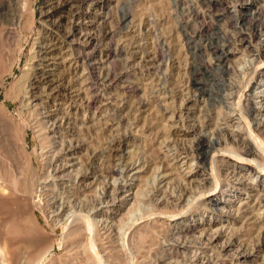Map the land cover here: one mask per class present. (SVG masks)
I'll return each instance as SVG.
<instances>
[{"label": "rangeland", "instance_id": "obj_1", "mask_svg": "<svg viewBox=\"0 0 264 264\" xmlns=\"http://www.w3.org/2000/svg\"><path fill=\"white\" fill-rule=\"evenodd\" d=\"M62 1L63 0H27V3L31 9L25 13L24 20H30L33 22L32 23L29 21L33 25H31L33 31L35 30L36 33H28V41L25 44V51L21 58L20 67L15 66L14 69L17 74H20L21 70L33 61L31 60V62H28L29 60H27L29 58L30 52L33 53V51L42 49V56H45V59L43 60L42 64H39V67H42L45 70L49 71V73H51L48 78H59L58 80H55L53 82L54 84L56 83L55 85L58 87L57 88L55 86V89H57L58 91L54 95L43 94L44 96L42 95V99L40 98L32 102V104L38 103L37 108L39 107L40 109V114L38 115V117L41 118L43 124L47 127L45 128V134L48 136V139L51 138V145L49 146V144H47L45 148H41L39 146V143L37 142L39 141L40 136L35 137L36 139L33 137V133L35 132L34 130H36L37 128H34V130L29 129L27 135L29 151L34 150L35 152L41 151L42 153H45V155H43L39 159L34 158V166L38 169V175L36 177L38 179V196H36L35 199L42 198L40 199L41 201L39 200L40 204L42 205V203H44V209L47 208L45 211L49 210L46 213L47 217L49 216V222H53L52 224L57 228L55 234H58V237L60 238L63 235L61 223L63 221H68L73 224V221L77 217V215L83 213L84 215L87 214V216H89L94 221L96 220V229L99 230L100 233H102L104 236L108 235L109 239L112 238V242L114 241L113 245H115L116 247L118 246L119 251L122 252L120 254L123 255L122 257H120L121 262L117 261V263H115L108 258L110 256H108L107 254V249H101L100 251L102 253L100 251L98 252L100 264H264V246H255L256 248H252L254 245L258 244L259 241H257L256 244L253 243L254 241H250L251 243L249 244L246 241L248 237V235L246 234H241L240 238H228L230 237V234L234 231V229L236 230L238 228H241L244 231V229L249 227L247 219L250 216L251 211L253 213L256 212L255 214H258L259 217L264 215V208L261 205L257 204V200L254 197V194L257 191V179L255 178V176L252 175V173L247 172L246 168H243L242 163H238L236 162V160H234L235 155L228 154L224 157V161L221 160L217 163L219 174L222 175H219L220 182L218 184H212V181H210L211 176L210 173H208V170H202L201 167H195V162L192 160H183V157L186 155L184 152L179 154L181 151H185V148H190V145L194 140L193 137L195 138L196 135H203L204 137L206 136V139L208 138L209 140L214 139L218 135L219 139H222V145H228V148H235V146H239V144L243 145L244 139L251 140V138L245 133L246 128L244 125L247 122H250L251 125L259 131V134L264 135V63L262 65V62L264 61V46L262 48V43L260 45V41L264 38V36H262L260 40H257V38H255V41H253L257 42L256 44H258L259 46V54H256L257 52H249V50L254 48V46L252 44H249L247 41L236 40L233 42V44L229 45L228 48L230 49L231 54L225 61V64H227L226 66L230 68V72L223 76L226 79V83L228 84V86L223 88V95L221 93V97L223 98L219 99L220 101L218 100L210 102V100H208L206 97L201 96L197 94V92L190 90L189 87H186L188 86L186 80L188 78L189 71L192 70L191 67L193 66L197 65L198 67V70L196 72L197 77H199L202 81H206L208 84L211 83V77H215V75H217L218 73L217 61L214 57H212V50L208 48L209 45L206 39L207 34L213 32L212 27L214 26V21L213 18L208 14L209 12L206 10V7L202 4L201 0H86V2L83 3L82 8L79 10V14L74 18H71L70 16L71 8L70 6L68 7V5H70L67 4L68 0H64L63 3ZM65 1L67 2L65 3ZM225 2H227L226 4L228 5L232 3L231 5L233 6V2H231V0H226ZM86 3L88 4V7H86ZM52 4L54 6L56 5L55 7L57 8H53ZM124 14H126L125 20L127 24L125 23V20H122ZM134 17L137 21L134 19ZM97 20L99 24L97 23ZM70 21H73V23H70ZM181 23L187 25V28ZM71 24H73V31L71 33V36L69 37V41H64L62 37V34L64 32L63 28L68 29L69 25ZM124 25H126V27ZM189 27L192 28L190 29ZM113 28L115 29V31ZM223 28L226 29L225 26H223ZM0 29L3 31L2 26ZM228 30H231V28L226 29V31ZM110 31H113L114 33L112 34L111 32L110 34H108ZM185 31L186 33L188 32V35L190 34L189 36L193 35L196 40L198 39V42L200 41L202 44H206L207 52L205 51L204 55L208 59L205 56H202V58H198L192 55V50H189L186 46V39L184 34ZM88 33L97 36L99 34L98 39L90 46L88 44H85L84 42V37ZM0 34H2L0 35V41L3 43L5 41L4 39H6L7 37L4 32ZM3 36H5L6 38H4ZM9 39L10 38H8L6 41H8ZM51 39L56 44L55 47H59L60 54L59 52H57L58 50L56 51L55 49H51L52 47H49L47 49L40 48L39 45L45 44ZM6 41L3 43L7 44L6 47H8L6 57L10 58V54L13 55V52H15L13 49L14 43L10 42V40L8 41L10 43ZM32 42H35V44L32 50L29 51L28 49L30 48ZM108 45L111 48H109V55L106 54L108 52ZM117 45L118 47L122 46L125 48H123L124 50L121 51V54L116 51ZM159 47L163 49H160ZM166 47L168 48L167 50ZM11 49L13 52H11ZM86 49H89L91 50L90 52H92L89 59L86 60V64L89 63L90 65L92 64L91 66L94 65L91 70L86 68L85 63H83L82 61H78L77 59L81 55L80 50ZM164 50H166L168 54ZM253 50H255V48ZM178 52H180V55ZM170 56H172L171 59ZM122 59L123 61H120ZM107 61H109L110 63ZM112 62L114 63L112 64ZM200 62L205 63L201 64ZM242 62L245 64H243ZM112 68L114 70V73H117H115L116 75H114L112 70V74L114 75L113 80L108 81L109 83H104L106 81H103L102 78L100 84L97 85L95 83L96 80L94 79V74L97 72L95 76L98 73L100 76H102L107 70H111ZM57 69H60L59 71L61 72H59ZM78 71L80 74L78 73ZM178 71L179 73H177ZM89 72H91L90 76ZM126 75L128 76V79H126ZM5 78L7 79L6 87L8 88V85H10L9 82H12L14 80L15 75H5ZM84 78L85 82H83L82 80ZM208 78L210 80H208ZM87 83H89V86H91V91L98 94V100L96 102V104H98L97 106L96 104H94V107H86L85 103L83 102V93L85 91L83 90V87H88ZM103 84L106 85L104 86ZM129 84H131V86ZM77 86L83 87L79 88L78 91ZM10 87H12L11 90L13 91V86L10 85ZM4 91L5 88L0 87L1 97H3ZM116 96L117 98H115ZM247 96H249V103L252 104L253 107H255V110L248 111L246 109ZM137 100L141 102L140 106L138 105ZM135 101H137V104L135 105L136 107L139 106V110H135ZM158 102L160 103L157 105ZM6 103L11 110L15 109L14 106L16 105V102L7 101ZM161 103H164L166 105L168 104V107H166V105L164 106V104ZM32 104H29L28 107H31ZM160 113H163V118H160V121L164 127L162 125L161 126L167 131L174 130V134L169 133V138L166 135L165 137L167 138H163L161 137V135H156L154 133V130L151 132L152 129L150 130L143 126L144 120L147 122H150L151 120L154 121L153 118L160 115ZM162 115L160 116L162 117ZM166 116L168 120L166 119ZM147 118L148 120L151 118L152 119L148 121L146 120ZM105 119H107V124L103 125V127H105L102 129V131L104 130V133L106 134L101 133L100 135L94 129L96 128L95 123L103 121ZM90 127H93V129H91ZM98 135L100 137L104 135V138H100ZM221 136H224V138H222ZM119 137L123 139L121 152L124 155V158L115 160V163L112 162V165L115 164L117 166L115 167L120 172V175L116 174L113 177L108 178V176L103 173L104 167H102L106 164V156L104 155L105 153H97V155L92 157V155H90L91 152H89L88 150L92 149L91 147H93V149L90 151L94 150L98 152L105 146L107 139L109 140ZM147 137L152 140L147 142L153 143L154 147L157 146L155 148H158L160 150H158L160 155L165 154L166 158H172L176 154H179L177 155L179 156L178 158L174 157V159L169 160V162H171L169 166L173 165V171H166L164 167H159L157 170V167H152L155 166L156 163L154 162L153 165L151 162L152 160H148L150 158H148L149 156L147 155V142L145 141L149 140L147 139ZM91 140L93 143L90 142ZM101 141L103 142L101 143ZM97 145H99L100 148L97 147ZM63 147L65 148L63 151L56 153V151L58 150L57 148ZM38 148L40 150H38ZM54 150L56 151L54 152ZM87 156L88 158H86ZM40 159H47V162L49 161L48 163L51 167H41L40 165L43 161ZM189 165H191L192 168H189ZM82 167L86 170L83 171ZM151 167L152 169L147 172V170ZM79 168L80 170H78ZM257 168L259 167L257 166ZM46 170L49 171L47 172ZM46 173L48 175H46ZM177 173L178 175H176ZM60 174L62 176H60ZM137 175L140 176L138 177ZM255 175H258L259 177V173H256ZM173 176L175 178L177 176L179 180H176L177 178L175 179ZM168 178L169 182L168 184H166ZM173 179L177 181L176 183L178 185L174 182ZM141 180H145L146 185H144V188L143 186L141 187L143 191L140 189L137 190L140 187L137 186L143 183V181ZM172 184H176L180 187L174 185L173 189H175L173 190ZM111 185L114 186L112 187ZM182 185L185 186V188L189 189L190 193L188 192L185 195L180 192L181 187H183ZM45 186L47 187L45 188ZM110 186L112 187L111 189ZM262 187L264 188V180L262 181ZM178 188L180 189V191ZM207 188L209 190L205 195L196 198V195H198L197 192L201 190L204 191ZM135 191H138V194H136L137 192ZM212 193H215L216 195H211L210 198H215L217 196L220 199V203L217 204V207H219L220 209H218V211L213 210V208L211 207L212 204H210V198H207ZM40 195L42 197H40ZM137 195H141L140 198ZM135 196L138 197L137 199L140 201L139 203L138 200L134 198ZM92 199L94 201H92ZM194 199H198V201H195ZM136 200V203H138V206L141 209L135 212L137 213V217L142 215V212L146 208L147 210H150L152 208H155L156 205H159V207H164L163 204H165V207L167 206V209H179L181 208V206H184L183 208H185L184 214L178 213L173 218L166 219L162 215H159L161 216L162 221L168 222L170 224L165 223V226L163 225L158 228V230L155 231L153 235L151 234L152 231L147 226L143 228L141 227L136 230L137 235L141 233H143V235L146 234V237H143V239H150L151 245L153 244V246H149L151 250H149L148 246H146L144 248L145 250H143L142 253L141 251H136V247L134 246V244L133 246L135 248L131 244H129V236L132 235L131 232L134 231V228H137L138 226L137 225L135 227L137 218L135 217L133 219L134 221L132 220V223L131 221H129L130 223L128 222L126 225H124V227L121 229L122 231L117 227L122 222H127V211L132 207L134 201ZM147 200L149 201L147 202ZM144 201L145 203H147H143ZM163 201L165 203H163ZM182 201L184 202L182 203ZM58 203L61 204L59 205ZM79 203L80 205H78ZM23 207L26 208V205H19L14 200L7 198L0 199V216L1 218L12 217V215L20 213L21 208ZM261 207L263 209H260ZM36 210V213L39 216L41 222L45 223V216L41 213V211H39L38 209ZM72 210L73 212H75L73 213ZM139 212L141 214H139ZM244 215H246L247 217L245 216L244 218ZM50 217L52 218L51 220ZM68 217L69 219H67ZM262 225L264 226V220L263 222H261V226ZM45 227L46 234L43 235V237L46 239L53 237L51 236L53 234L51 228L49 226ZM262 227L261 229L264 228ZM94 230L95 229H92L91 231H93L94 233ZM148 230L149 232H147ZM184 231L187 232L185 233ZM136 233L134 232L135 236L133 235V237H135V241L138 242L139 240H137L138 236L136 235ZM122 234L123 236H121ZM211 235V239H208ZM175 240L176 242H181V244L173 246ZM256 240H258V237L256 238ZM126 243L128 246L126 245ZM124 245H126V247ZM125 248H127L128 250ZM60 250L61 249L56 245L55 250L50 253L49 258H57V255H59V253L61 255L62 253V251ZM164 250H166V252ZM75 263L76 261L74 262V264ZM87 263L97 264V262L94 261H90Z\"/></svg>", "mask_w": 264, "mask_h": 264}, {"label": "bare ground", "instance_id": "obj_2", "mask_svg": "<svg viewBox=\"0 0 264 264\" xmlns=\"http://www.w3.org/2000/svg\"><path fill=\"white\" fill-rule=\"evenodd\" d=\"M64 1V0H63ZM62 1V3H63ZM195 1V0H193ZM202 4L206 7V10L209 12L208 14L213 18L214 21V26L211 27L213 28V32L208 33L206 36L207 39V43H208V48L210 50H212V57L215 58V60L217 61V70L218 73L217 75H215V77H211V83H207L206 81H202L199 77H197L196 72L198 70L197 65L191 67L192 70L189 71V75L188 78L186 80V82L188 83V86L190 90H193L194 92H197V94L206 97L208 100H210V102L213 101H218L219 99L223 98L221 97V93L224 87L228 86V84L226 83V79L223 77L225 74H228L230 72V68L227 67L225 64V61L228 59V57L231 54L230 49L228 48L229 45L233 44L234 41L236 40H241V41H247L249 44H252L255 48V50H253L254 48L250 49L249 52H253L256 54L258 53V44H256L257 42H253L255 41V38H257V40H260L262 38V36H264V0H231V2H233V6L226 4L227 2H225L226 0H201ZM229 1V0H227ZM67 1H65L66 3ZM86 2V0H68L67 4L68 7L70 6L71 10H70V16L71 18L76 17L79 14V10L82 8L83 3ZM61 3V2H60ZM59 3V5H60ZM61 3V4H62ZM90 3V2H88ZM94 3V2H93ZM176 3V2H175ZM160 4V3H159ZM197 4V3H196ZM201 4V3H200ZM58 5V4H57ZM88 4L86 3V7ZM162 5V4H161ZM56 6V5H55ZM52 4L53 8H57ZM180 6V5H179ZM199 6V5H198ZM159 7V6H158ZM194 7V6H193ZM234 9H233V8ZM239 7V8H238ZM203 8V7H202ZM233 10H232V9ZM31 8L29 7L27 0H0V28L2 26L3 31L1 30L0 33L4 32V34L6 35L3 36L5 41L10 38V42L14 43L13 49L15 52H13V55L10 54V58L6 57L7 51H8V47L7 44H3L0 41V87L5 88L4 91V95L3 97H1L0 95V199L3 198H7V199H11L16 201L17 204L25 206L26 208H21V212L20 213H16V215H12V217L9 218H1L0 216V264H74V262L76 261L75 264H88L87 262L90 261H94L97 262V264L100 262L99 258H98V252L103 249L107 251V254L109 259H111V261L117 263V261H120V257H122L123 255H120L122 252L119 251L118 246L116 247L115 245H113L114 241L112 242V238L109 239V236L106 235L104 236L102 233H100L99 230L96 229V220L94 221L93 219H91L89 216H87V214H78L77 217L74 219L73 224H71L68 221H63L61 223V227L63 230V235L59 238L58 234L56 235V231L57 228L52 224L53 222H49V219L47 217V213L48 211H45L46 209H44L43 204H40L39 200L42 199H35L36 196H38L37 194V189H38V179L36 178L38 175V169L34 166V158L35 159H39L41 158L43 155H45V153H42L41 151H37L35 152L34 150L29 151L28 148V141H27V135H28V130L32 129L34 130V128H37L36 130H34L35 132L33 133V137H38L39 141L37 143H39V146L42 147H46L47 144H50V139H48V136L45 134V128H47L41 118L38 117V115L40 114V109L39 107L37 108L38 103H34L32 104L33 101H36L37 99H42V95L46 94V95H54L58 90L55 89V84L53 83L55 80H58L56 77V79L54 78H48L49 75L51 73H49V71L45 70L42 67H39V64L43 63V60L45 59V56H42V49H39L37 51H33V53L30 52L29 54V58L27 60H29L28 62H31V60H33L30 64H28V66L24 67L21 70L20 74H17L15 72V66H19L20 67V62H21V58L22 55L24 54V49H25V44L28 41V33L29 32H35V30L33 31V28L31 27V23L32 21H27L24 20V15L27 11H29ZM198 9V8H197ZM48 10V7H47ZM62 10V9H61ZM128 11V10H127ZM187 11V10H186ZM33 12V11H32ZM43 12V11H42ZM49 12V11H47ZM196 12V11H195ZM125 13V12H124ZM62 15V14H61ZM105 15V14H104ZM133 15V14H132ZM141 15V13H140ZM69 16V17H70ZM123 21L125 20L126 14L123 15ZM135 16V15H134ZM33 17V16H32ZM128 18V17H127ZM130 18V17H129ZM133 18V17H132ZM138 18V16H137ZM144 18V16H143ZM187 18V17H186ZM189 18V17H188ZM53 19V18H52ZM55 19V18H54ZM120 19V18H119ZM131 19V18H130ZM135 19V17H134ZM167 19V18H166ZM183 19V18H182ZM71 20V19H70ZM136 20V19H135ZM181 20V19H180ZM184 20V19H183ZM188 20V19H187ZM199 20V19H198ZM55 21V20H54ZM130 21V20H129ZM137 21V20H136ZM143 21V20H142ZM189 21V20H188ZM211 21V20H210ZM69 22V19H68ZM107 22V21H106ZM223 22V23H220ZM33 23V22H32ZM51 23V22H50ZM70 23H73V21H70ZM98 23V20H97ZM124 23V22H123ZM126 23V20H125ZM124 23V24H125ZM189 23V22H188ZM99 24V23H98ZM127 24V23H126ZM138 24V23H136ZM183 24V23H181ZM187 24V23H186ZM194 24V23H193ZM226 27V29L231 28V30L226 31L225 28H223V26ZM113 25V24H112ZM119 25V24H118ZM134 25V24H133ZM185 25V24H183ZM33 26V25H32ZM52 26V25H51ZM62 26V25H61ZM66 26V25H65ZM98 26V25H96ZM126 27V25H124ZM187 28V25H185ZM202 26V25H201ZM58 27V26H56ZM111 27V26H110ZM114 27V26H113ZM139 27V26H138ZM228 27V28H227ZM190 28V27H189ZM188 28V29H189ZM192 28V27H191ZM190 28V29H191ZM35 29V28H34ZM64 32L62 34L63 40L64 41H69V37L71 36V33L73 31V24L69 25L68 29L63 28ZM114 29V28H113ZM170 29V28H169ZM181 29V28H180ZM225 29V30H224ZM111 30V29H110ZM76 31V30H75ZM98 31V30H97ZM115 31V29H114ZM178 31V30H177ZM191 31V30H190ZM89 32V31H88ZM112 32V34L114 33L113 31H110L108 34H110ZM192 32V31H191ZM210 32V31H208ZM52 33V32H51ZM92 33V32H91ZM100 33V32H99ZM102 33V32H101ZM166 33V32H164ZM188 33V32H187ZM185 31V39H186V46L188 47L189 50H192L191 53L193 56H196L198 58H202V56H205V51L207 52V46L206 44H202L200 41L198 42L193 35L189 36ZM44 34V33H43ZM60 34V33H59ZM84 34V33H83ZM2 35V34H0ZM201 35V34H200ZM99 36V34H98ZM97 35L94 34H87L84 37V42L85 44H88L89 46L92 45L97 39H98ZM110 36V35H109ZM162 36V35H161ZM2 37V39H3ZM174 37V36H173ZM61 38V37H60ZM124 38V37H123ZM54 39V38H53ZM83 39V38H82ZM126 39V38H125ZM132 39V38H131ZM174 39V38H173ZM183 39V38H182ZM200 39V38H199ZM1 40V39H0ZM8 40V41H9ZM81 40V39H80ZM100 40V39H99ZM184 40V39H183ZM6 41V42H8ZM34 41V40H33ZM8 42V43H10ZM110 42V41H109ZM161 42V41H160ZM206 42V41H205ZM43 43V42H42ZM105 43V42H104ZM112 43V42H111ZM118 43V42H117ZM134 43V42H133ZM178 43V42H177ZM176 43V44H177ZM262 43V48L264 46V38L260 41V45ZM35 42L31 43L30 48L28 49L29 51L32 50V48L34 47ZM103 44V43H102ZM106 44V43H105ZM12 45V44H11ZM10 45V46H11ZM37 45V44H36ZM55 43L54 41H52V39L48 42H46L45 44L39 45L40 48H49L52 47L51 49H55L57 52H59L60 54V50L59 47H55ZM96 45V44H95ZM112 45V44H111ZM144 45V44H143ZM156 45V44H155ZM159 45V44H158ZM179 45V44H178ZM105 46V45H103ZM129 46V45H128ZM163 46V45H162ZM173 46V45H172ZM182 46V45H181ZM118 47V45H117ZM116 47V51L121 54V51H123L125 48L124 47ZM158 47V46H157ZM161 47V46H160ZM159 47V48H160ZM185 47V46H184ZM91 48V47H90ZM109 45H108V52L106 53L107 55L110 54V49H109ZM114 48V47H113ZM124 48V49H123ZM10 49V47H9ZM45 49V50H46ZM79 49V48H78ZM163 49V48H160ZM168 48L166 47V50ZM248 49V48H247ZM34 50V49H33ZM154 50V49H153ZM166 50H164L166 52ZM180 50V49H179ZM232 50V48H231ZM55 51V52H56ZM81 51V55L78 59V61H82L83 63L86 64V60L89 59L90 55L92 52H90L91 50H80ZM114 51V50H113ZM132 51V50H131ZM157 51V50H156ZM170 51V50H169ZM79 52V51H78ZM153 52V51H152ZM161 52V51H160ZM209 52V51H208ZM116 53V52H115ZM159 53V52H156ZM167 53V52H166ZM165 53V54H166ZM180 55V52H178ZM56 54V53H55ZM77 54V53H76ZM128 54V53H127ZM147 54V52H146ZM164 54V56H165ZM168 54V53H167ZM166 54V55H167ZM177 54V53H176ZM185 54V53H184ZM209 54V53H208ZM12 55V56H11ZM51 55V54H50ZM118 55V54H117ZM154 55V54H153ZM161 55V53H160ZM61 56V55H60ZM75 56V55H74ZM152 56V55H151ZM183 56V55H182ZM208 56V55H207ZM256 56V55H255ZM106 57V56H105ZM136 57V56H135ZM140 57V56H139ZM159 57V56H158ZM172 56H170L171 59ZM206 57V56H205ZM209 57V56H208ZM62 58V57H61ZM60 58V59H61ZM156 58V57H155ZM167 58V57H166ZM180 58V57H178ZM185 58V57H184ZM195 58V57H194ZM193 58V59H194ZM197 58V59H198ZM207 58V57H206ZM144 59V58H143ZM153 59V57H152ZM160 59V58H159ZM162 59V57H161ZM165 59V58H164ZM205 59V58H204ZM203 59V60H204ZM208 59V58H207ZM257 59V58H256ZM100 60V59H99ZM113 60V59H111ZM125 60V59H124ZM196 60V59H195ZM77 61V60H76ZM97 61V60H96ZM120 61H123L120 60ZM140 61V60H139ZM188 61V60H187ZM197 61V60H196ZM195 61V62H196ZM206 61V60H205ZM246 61V60H245ZM244 61V62H245ZM63 62V61H62ZM88 62V61H87ZM109 62V61H107ZM118 62V61H117ZM128 62V61H127ZM190 62V61H189ZM199 62V61H198ZM105 63V62H104ZM110 63V62H109ZM114 62H112L113 64ZM166 63V62H165ZM194 63V62H193ZM197 63V62H196ZM205 63V62H200ZM208 63V62H207ZM214 63V62H213ZM243 63V62H242ZM264 61L262 62L263 65ZM70 64V63H69ZM68 64V65H69ZM199 64V63H198ZM245 64V63H243ZM67 65V66H68ZM83 65V64H82ZM92 65V64H91ZM89 63L86 64V68L88 69H92L93 66H91ZM122 65V63H121ZM125 65V64H123ZM129 65V64H127ZM154 65V64H153ZM120 66V65H119ZM149 66V65H148ZM201 66V65H199ZM229 66V65H228ZM244 66V65H243ZM182 67V66H181ZM207 67V66H206ZM48 68V66H47ZM120 68V67H119ZM128 68V67H127ZM177 68V67H176ZM216 68V67H215ZM245 68V67H244ZM21 69V68H20ZM82 69V68H81ZM104 69V68H102ZM107 69V68H106ZM189 69V68H188ZM58 70V69H57ZM60 70V69H59ZM58 70V71H59ZM112 70H105L106 72L100 76L99 73L95 76L94 74V79L96 80V84L99 85L101 79L103 78V81H106L104 83H107L108 81H112L114 78V75H116L113 73L112 74ZM171 70V69H170ZM245 70V69H244ZM256 70V69H255ZM80 71V70H79ZM78 71V73H79ZM95 71V70H94ZM120 71V70H119ZM250 71V70H249ZM253 71V70H252ZM55 72V71H54ZM61 72V71H59ZM69 72V71H68ZM81 72V71H80ZM123 72V71H122ZM157 72V71H156ZM160 72V71H159ZM185 72V71H184ZM215 72V71H214ZM217 72V71H216ZM86 73V72H85ZM120 73V72H119ZM179 73V71L177 72ZM176 73V74H177ZM59 74V73H58ZM80 74V73H79ZM91 72H89V76H90ZM163 74V73H162ZM181 74V72H180ZM206 74V73H205ZM232 74V73H231ZM250 74V73H249ZM5 75H15V78L12 82H9V84L11 86H13V91L11 90L12 87H10V85H8V88L6 87V81L7 79L5 78ZM57 75V73H56ZM55 75V76H56ZM71 75V74H70ZM82 75V74H81ZM88 75V73H87ZM185 75V74H184ZM73 76V75H72ZM71 76V77H72ZM86 76V75H85ZM92 76V75H91ZM127 76V75H126ZM181 76V75H180ZM53 77V76H52ZM58 77V76H57ZM63 77V76H61ZM60 77V78H61ZM160 77V76H159ZM176 77V76H175ZM187 77V76H186ZM210 77V76H208ZM244 77V76H243ZM65 78V77H64ZM67 78V77H66ZM126 78V77H125ZM207 78V76H206ZM227 78V76H226ZM128 79V76L127 78ZM181 79V78H180ZM178 79V80H180ZM183 79V78H182ZM186 79V78H185ZM83 82H85V78L82 79ZM81 80V82H82ZM91 80V79H89ZM166 80V79H165ZM164 80V81H165ZM173 80V79H172ZM208 80H210L208 78ZM73 81V80H72ZM71 81V82H72ZM77 81V79H76ZM79 81V80H78ZM125 81V80H124ZM127 81V80H126ZM171 81V80H169ZM185 81V80H184ZM69 82V81H68ZM89 82V81H88ZM178 82V81H177ZM176 82V83H177ZM209 82V81H208ZM91 83V82H90ZM94 83V82H93ZM103 83V82H102ZM109 83V82H108ZM112 83V82H111ZM157 83V82H156ZM159 83V82H158ZM170 83V82H169ZM67 84V82H66ZM69 84V83H68ZM80 84V82H79ZM85 84V83H84ZM117 84V83H116ZM119 84V83H118ZM166 84V83H164ZM234 84V83H233ZM54 85V86H53ZM62 85V84H61ZM82 85V84H81ZM88 87H83V86H77V90L79 91V88L83 87L84 91V100L83 102L85 103L86 107H94V104H96L97 100H98V94L97 93H93V91H91L89 86V83H87ZM104 85V84H103ZM106 85V84H105ZM104 85V86H105ZM109 85V84H108ZM107 85V86H108ZM128 85V83H127ZM126 85V86H127ZM131 86V84H129ZM65 86V85H64ZM70 86V85H69ZM102 86V84H101ZM237 86V85H236ZM29 87V88H28ZM57 87V86H56ZM71 87V86H70ZM124 87V86H123ZM128 87V86H127ZM134 87V86H133ZM132 87V89H133ZM158 87V85H157ZM173 87V86H172ZM10 88V89H9ZM58 88V87H57ZM72 88V87H71ZM98 88V87H97ZM135 88V87H134ZM174 88V87H173ZM178 88V87H177ZM104 89V88H103ZM181 89V88H180ZM179 89V90H180ZM227 89V88H226ZM121 90V89H120ZM125 90V89H124ZM171 90V89H170ZM239 90V89H238ZM82 91V90H81ZM95 91V90H94ZM107 91V90H106ZM113 91V90H112ZM157 91V90H156ZM182 91V90H181ZM53 92V93H52ZM60 92V91H59ZM74 92V91H73ZM108 92V91H107ZM224 92V91H223ZM101 93V91H100ZM99 93V94H100ZM114 93V92H113ZM122 93V92H121ZM158 93V92H157ZM174 93V92H173ZM190 93V92H189ZM82 94V95H83ZM110 94V93H109ZM108 94V95H109ZM185 94V93H184ZM188 94V93H187ZM228 94V93H227ZM183 95V94H182ZM223 95V93H222ZM236 95V94H235ZM249 95V94H248ZM44 96V95H43ZM66 96V95H65ZM79 96V95H77ZM100 96V95H99ZM103 96V95H102ZM124 96V94H123ZM250 96V95H249ZM249 96H247L246 99V109L248 111H252L255 110V107H253L252 104L249 103L250 98H248ZM111 97V96H110ZM159 97V96H158ZM163 97V96H162ZM174 97V96H173ZM44 98V97H43ZM71 98V97H69ZM100 98V97H99ZM117 98V96L115 97ZM187 98V97H185ZM190 98V97H189ZM205 98V99H206ZM80 99V98H79ZM102 99V98H101ZM108 99V98H107ZM113 99V98H112ZM123 99V98H122ZM139 99V98H138ZM116 100V99H115ZM119 100V99H118ZM134 100V98H133ZM162 100V99H161ZM171 100V99H170ZM180 100V99H179ZM7 101H13L16 102V105L14 106V110L10 109V107L8 106V104L6 103ZM51 101V100H50ZM127 101V100H126ZM138 101V100H137ZM134 102V105L138 103V105L140 106L141 102ZM142 101V100H141ZM158 101V100H157ZM156 101V102H157ZM220 101V100H219ZM254 101V100H253ZM81 102V101H80ZM137 102V103H136ZM243 102V101H242ZM40 103V102H39ZM51 103V102H50ZM61 103V102H60ZM120 103V102H119ZM125 103V102H124ZM130 103V101H129ZM160 102L157 103V105ZM170 103V102H169ZM207 103V102H206ZM209 103V102H208ZM220 103V102H218ZM29 104H32L31 107H28ZM69 104V103H68ZM164 104V103H161ZM98 104H96L97 106ZM143 105V104H141ZM156 105V106H157ZM166 104H164L165 106ZM168 105V104H167ZM166 105V107H168ZM208 105V104H207ZM216 105V104H215ZM138 106V107H139ZM174 106V105H173ZM113 107V106H112ZM134 107V106H133ZM136 107V105H135ZM136 107L135 110H139V108ZM147 107V106H146ZM160 107V106H158ZM163 107V106H162ZM170 107V106H169ZM237 107V106H236ZM80 108V107H79ZM132 108V107H131ZM150 108V107H149ZM148 108V109H149ZM76 109V108H75ZM94 109V108H93ZM103 109V108H102ZM109 109V108H108ZM141 109V108H140ZM161 109V108H160ZM159 109V110H160ZM239 109V108H238ZM84 110V109H83ZM82 110V111H83ZM167 110V109H166ZM108 111V110H106ZM120 111V110H119ZM124 111V110H123ZM155 111V110H153ZM233 111V110H232ZM237 111V110H236ZM49 112V111H48ZM47 112V113H48ZM139 112V111H138ZM159 112V111H157ZM135 113V112H134ZM164 113V112H163ZM162 113V114H163ZM245 113V112H244ZM68 114V113H67ZM96 114V113H95ZM130 114V113H129ZM132 114V113H131ZM160 113V115H162ZM51 115V114H50ZM60 115V114H59ZM112 115V114H111ZM141 115V114H140ZM155 115V114H154ZM152 115V116H154ZM157 115V114H156ZM158 115L155 116L153 119L154 121H152L151 119L148 120V118L146 120L150 121L147 122L144 120V127H146L147 129H152L151 132L154 130V133L156 135H161V137H165V135L168 137L169 133H173L174 134V130H170L167 131L165 128H163V124H161L160 118H163ZM65 116V115H64ZM199 116V115H198ZM108 117V116H107ZM113 117V116H112ZM98 118V117H97ZM138 118V117H137ZM116 119V118H115ZM142 119V118H141ZM167 119V116H166ZM107 119L100 121V122H96L95 123V127L94 128L98 134L101 135V133H104V130L102 131V129L105 127H103V125L107 124ZM134 120V119H133ZM168 120V119H167ZM51 121V120H50ZM58 121V120H57ZM81 121V120H80ZM121 121V120H120ZM249 121V120H248ZM251 121V120H250ZM258 121V120H257ZM256 121V122H257ZM262 121V120H261ZM48 122V121H47ZM66 122V121H65ZM46 123V122H45ZM143 123V122H142ZM255 123V122H254ZM60 124V123H59ZM242 124V123H241ZM163 127H162V126ZM170 125V124H169ZM214 125V124H213ZM142 126V125H141ZM142 126V127H143ZM167 126V125H166ZM245 133L246 135H248L251 140H245L243 141V145L239 144V146H235V148H228V145L223 146L222 145V139H219V136L217 135L214 139L209 140L208 138L206 139V136L204 137L203 135H196V137H193V141L192 144L190 145V148H185V151H181L179 154L181 153H185L186 155L183 157V160L188 159V161H194L195 162V167H201L202 170H208V173H210L211 179L210 181H212V184H218L220 182V176L221 174H219L218 171V162L223 160L225 156H227L228 154H232L235 155L234 160H236V162L238 163H242L243 168H246L247 172L252 173V175L255 176V178L257 179L256 181V187H257V191L254 194L255 199L257 200V204L261 205L264 208V188L262 187V181L264 180V135L259 134V131L251 125L250 122L245 123ZM257 126V125H256ZM216 127V126H215ZM214 127V128H215ZM243 127V125H242ZM82 128V127H81ZM91 128V127H90ZM108 128V127H107ZM263 128V127H262ZM261 128V129H262ZM93 129V127L91 128ZM110 129V128H109ZM212 129V128H211ZM216 129V128H215ZM100 133H99V131ZM144 130V129H143ZM169 130V129H168ZM94 131V130H93ZM262 131V130H261ZM86 132V131H85ZM37 133V134H36ZM83 133V132H82ZM94 133V132H93ZM145 133V132H144ZM149 133V132H148ZM218 133V132H217ZM36 134V135H35ZM106 134V133H104ZM109 134V133H108ZM119 134V133H118ZM154 134V135H155ZM229 134V133H228ZM96 135V134H95ZM116 135V133H115ZM164 135V136H163ZM171 135V134H170ZM231 135V134H230ZM245 135V134H244ZM99 136V135H98ZM106 136V135H105ZM121 136V135H119ZM124 136V135H123ZM233 136V135H232ZM100 137V136H99ZM102 138H104V135L101 136ZM100 137V138H101ZM107 137V136H106ZM153 137V136H152ZM165 137V138H167ZM208 137V136H207ZM222 137V136H221ZM246 137V136H245ZM154 138V137H153ZM169 138V137H168ZM174 138V137H173ZM224 138V136L222 137ZM36 139V138H35ZM147 139H149L147 137ZM159 139V138H158ZM162 139V138H161ZM172 139V138H170ZM229 139V138H228ZM234 139V138H233ZM237 139V138H235ZM53 140V139H52ZM81 140V139H80ZM145 140V139H144ZM157 140V139H156ZM167 140V139H165ZM89 141V140H87ZM104 141V140H103ZM101 141V143L103 142ZM147 141H152V140H145ZM144 141V142H145ZM164 141V140H163ZM52 142V141H51ZM92 142V140L90 141ZM122 142L123 139L121 137L119 138H112V139H107L105 146L100 149L98 152L97 151H90L93 149V147H91L92 149L88 150L90 153V155L95 156L97 155V153H101L104 152L105 156H106V164L103 165L102 167H104L103 169V173L108 176V178L113 177L116 174L120 175V172L118 171V169L116 168L117 166L114 164L115 160L117 159H123L124 155L121 152V147H122ZM93 143V142H92ZM161 143V142H160ZM225 143V142H224ZM231 143V142H230ZM242 143V142H241ZM100 144V143H99ZM159 144V143H158ZM229 144V142H228ZM147 147H146V151H147V155L149 156L148 159L149 161L152 162V164L155 162L157 164H155V166L152 167H157L156 170L160 167H164V169L167 170H172L173 171V165L169 166V164L171 162H169L170 159H174V157L178 158L179 154H176L174 157L172 158H166L165 154L160 155V153L158 152V148H155L157 146L154 147L153 143L147 142L146 143ZM156 145V144H155ZM38 146V147H39ZM83 146V145H82ZM88 146V145H87ZM92 146V145H91ZM172 146V145H171ZM86 147V146H85ZM89 147V146H88ZM87 147V148H88ZM97 147H99V145H97ZM90 148V147H89ZM88 148V149H89ZM100 148V147H99ZM48 149V148H47ZM58 150H54V152H61L63 151L65 148H57ZM86 149V148H85ZM95 149V148H94ZM169 149V148H167ZM38 150H40L38 148ZM44 151V149H43ZM160 151V150H159ZM51 153V152H50ZM165 153V152H164ZM55 154V153H53ZM52 154V156H53ZM88 155V154H87ZM145 155V154H144ZM48 156V155H47ZM147 157V156H146ZM221 157V158H220ZM45 158V157H44ZM51 158V157H50ZM88 158V156L86 157ZM104 158V157H103ZM54 159V158H53ZM42 160V159H40ZM49 160V157H48ZM52 160V159H51ZM50 160V162H51ZM82 160V159H81ZM37 161V160H36ZM43 162H41V167L45 168L49 167L50 164L47 162V159L42 160ZM85 161V160H84ZM177 161V160H176ZM224 161V160H223ZM111 162V163H110ZM112 162H114L112 165ZM39 163V162H38ZM108 163V164H107ZM144 163V162H143ZM150 163V162H149ZM193 163V162H192ZM80 165V164H78ZM101 165V164H100ZM122 165V164H121ZM154 165V164H153ZM175 165V164H174ZM56 166V164H55ZM116 166V167H115ZM257 166L259 168H257ZM51 167V166H50ZM149 168L147 170L150 171ZM56 168V167H55ZM58 168V167H57ZM60 168V167H59ZM87 168V167H86ZM189 168H192L191 165H189ZM41 169V168H40ZM83 169V167H82ZM80 170V168L78 169ZM86 170L85 168L83 169V171ZM94 170V169H93ZM120 170V169H119ZM41 171V170H40ZM47 172L49 170H46ZM54 171V170H53ZM102 171V170H101ZM122 171V170H121ZM153 171V170H152ZM155 171V169H154ZM175 171V170H174ZM45 172V171H44ZM86 172V171H85ZM123 172V171H122ZM171 172V171H170ZM82 173V172H81ZM146 173V172H145ZM150 173V172H149ZM157 173V172H156ZM175 173V172H174ZM239 173V172H238ZM256 173H259V177L258 175H255ZM52 174V173H51ZM42 175V174H41ZM46 175H48L46 173ZM53 175V174H52ZM84 175V174H83ZM124 175V174H123ZM143 175V174H142ZM171 175V174H170ZM178 175V173L176 174ZM54 176V175H53ZM60 176H62L60 174ZM101 176V175H100ZM104 176V177H106ZM138 177L140 175H137ZM222 176V175H221ZM41 177V176H40ZM39 177V178H40ZM144 177V176H143ZM174 177V176H173ZM180 177V176H179ZM184 177V176H183ZM253 177V176H252ZM55 178V177H54ZM57 178V177H56ZM103 178V177H102ZM175 178V177H174ZM177 178V176H176ZM175 178V179H176ZM193 178V177H192ZM53 179V178H52ZM73 179V178H72ZM114 179V178H113ZM117 179V178H116ZM182 179V178H181ZM98 180V179H97ZM115 180V179H114ZM167 180V179H166ZM174 180V179H173ZM176 180H179L178 178ZM174 180V182L176 183L177 181ZM108 181V180H107ZM116 181V180H115ZM143 181V183L141 184H137L139 187L137 190H142L141 187L145 185V180H141ZM151 181V180H150ZM246 181V180H245ZM92 182V180H91ZM101 182V181H100ZM169 182V178L166 181V184H168ZM173 182V183H174ZM208 182V181H207ZM52 183V182H51ZM94 183V182H93ZM165 183V182H164ZM246 183V182H245ZM250 183V182H249ZM115 184V183H114ZM148 184V183H147ZM171 184V183H170ZM177 184V183H176ZM176 184H174L175 186H177ZM180 184V183H179ZM210 184V183H209ZM52 185V184H51ZM56 185V184H54ZM88 185V184H87ZM108 185V184H107ZM105 185V186H107ZM174 185L172 184V189L174 187ZM112 186V185H111ZM110 189L114 186L111 187ZM146 186V185H145ZM183 186V185H182ZM44 187V186H43ZM47 186H45L46 188ZM49 187V186H48ZM102 187V186H101ZM116 187V186H115ZM155 187V186H154ZM171 187V186H170ZM180 187V186H177ZM188 187V186H187ZM195 187V186H194ZM50 188V187H49ZM52 188V186H51ZM96 188V187H95ZM103 188V187H102ZM106 188V187H105ZM104 188V189H105ZM120 188V187H119ZM122 188V187H121ZM153 188V187H152ZM156 188V187H155ZM189 188V187H188ZM101 189V188H100ZM154 189V188H153ZM175 189V188H174ZM173 189V190H174ZM179 189V188H178ZM256 189V188H255ZM40 190V189H39ZM52 190V189H51ZM115 190V189H114ZM113 190V191H114ZM165 190V189H164ZM185 188V186L181 187V191L179 189L180 192H182L183 194H187L188 192L190 193V190ZM209 189H205L204 191L201 190L198 193V195H196V198L201 197L202 195H205L206 192ZM46 191V190H45ZM57 191V190H56ZM81 191V190H80ZM117 191V190H116ZM178 191V193H179ZM40 192V191H39ZM72 192V191H71ZM74 192V191H73ZM94 192V191H92ZM136 194H138V191ZM140 192V191H139ZM142 193V192H141ZM139 193V194H141ZM171 193V192H170ZM177 193V192H176ZM196 193V194H197ZM85 194V193H84ZM93 194V193H92ZM110 194V193H109ZM166 194V193H165ZM168 194V193H167ZM193 194V193H192ZM50 195V194H48ZM47 195V196H48ZM86 195V194H85ZM146 195V194H145ZM180 195V194H179ZM178 195V196H179ZM211 195L215 196V193L210 194V196H208L207 198H210ZM53 196V195H52ZM83 196V195H82ZM112 196V195H111ZM114 196V195H113ZM139 198L141 195H137ZM164 196V195H163ZM167 196V195H166ZM177 196V197H178ZM40 197H42L40 195ZM55 197V196H54ZM81 197V196H80ZM95 197V196H94ZM138 197H134V198H138ZM165 197V196H164ZM253 197V198H254ZM92 198V197H91ZM90 198V199H91ZM99 198V197H98ZM117 198V197H116ZM173 198V197H172ZM194 198V197H193ZM52 199V198H51ZM85 199V198H84ZM94 199V198H93ZM92 199V201H94ZM109 199V197H108ZM192 199V198H191ZM77 200V199H76ZM80 200V199H78ZM97 200V199H96ZM101 200V199H100ZM138 200V199H137ZM134 201L132 207L130 209H128L127 214V222L124 221L121 224H119L117 227L119 228V230H121L124 225H126L129 221H131L136 217V222H135V227L137 226V228H134V231L131 232L132 235H130V243L132 246L134 244V246L136 247V251L142 253L143 250H145L144 248L146 246H148L149 250H151V248L149 247L151 245L150 243V239H143V237H146V234L143 235V233L137 235V231L139 228H143V227H148L150 228V230L152 231V235L153 233H155V231L158 230V228H160L161 226H163L165 223L168 222H164L161 220V216L162 215L164 218L169 219V218H173L174 216H176V214H184L185 213V208H183L184 206H181V208L179 209H167L165 207H159V205L155 208H152L150 210H147V208L142 212V215H140L139 217H137V213H135L138 210H141L138 206V203L140 202L138 200V203ZM172 200V199H171ZM174 200V199H173ZM178 200V199H177ZM180 200V199H179ZM193 200V199H192ZM195 200V199H194ZM198 201V199H196ZM195 200V201H196ZM207 200V199H206ZM254 200V199H253ZM41 201V200H40ZM85 201V200H84ZM88 201V200H87ZM146 201V200H145ZM145 201L143 203H145ZM149 200H147L148 202ZM167 201V199H166ZM51 202V201H50ZM81 202V201H80ZM86 202V201H85ZM84 202V203H85ZM98 202V201H97ZM101 202V201H100ZM146 202V203H147ZM176 202V201H175ZM184 201H182L183 203ZM88 203V202H87ZM93 203V202H92ZM145 203V204H146ZM151 203V202H150ZM163 203H165L163 201ZM167 203V202H166ZM181 203V205H182ZM220 203V199L216 196L215 198H210V204H212V208L213 210H217L219 209V207H217V204ZM49 204V203H48ZM59 204V203H58ZM61 204V203H60ZM59 204V205H60ZM86 204V203H85ZM90 204V203H89ZM149 204V203H148ZM147 204V205H148ZM152 204V203H151ZM158 204V203H157ZM179 204V203H178ZM189 204V202H188ZM187 204V206H188ZM199 204V203H198ZM242 204V203H241ZM80 205V203L78 204ZM91 205V204H90ZM99 205V204H98ZM140 205H144V204H140ZM186 205V203H185ZM193 205V204H192ZM246 205V204H245ZM250 205V204H249ZM54 206V205H53ZM97 206V205H96ZM151 206V205H150ZM190 206V205H189ZM208 206V205H207ZM239 206V205H238ZM59 207V206H58ZM56 207V208H58ZM81 207V206H80ZM141 207V206H140ZM153 207V206H152ZM221 207V206H220ZM260 209H263V208ZM55 208V209H56ZM67 208V207H66ZM92 208V207H91ZM164 208V209H163ZM176 208V207H175ZM187 208V207H186ZM207 208V207H206ZM256 208V207H255ZM36 209H38L39 211H41V213L45 216V223L41 222L39 216L36 213ZM196 209V208H195ZM223 209V208H222ZM243 209V208H242ZM246 209V208H245ZM54 210V208H53ZM71 210V209H70ZM77 210V209H75ZM79 210V209H78ZM87 210V209H86ZM89 210V208H88ZM220 210V209H219ZM264 210V209H263ZM83 211V210H82ZM237 211V210H235ZM249 211V210H248ZM255 211V210H253ZM56 212V211H55ZM68 212V211H67ZM73 212V210H72ZM75 212V211H74ZM73 212V213H74ZM77 212V211H76ZM60 213V212H59ZM62 213V212H61ZM70 213V212H69ZM86 213V212H85ZM256 212H252L250 216L247 219V222L249 223V227L244 229H234L233 232H231L230 237L228 238H232L234 239L235 237L240 238L241 234L244 235H248L247 237V242L250 244V241H254L253 243H257L256 245H254L252 248L256 247H261L264 246V226H261V222H263L264 220V215L257 216L255 214ZM1 214V211H0ZM54 214V213H53ZM58 214V213H57ZM139 214H141L139 212ZM166 214V216H165ZM245 214V213H244ZM50 215V213H49ZM75 215V214H74ZM76 216V215H75ZM246 215H244L243 217L245 218ZM53 217V216H51ZM50 217V220L52 219ZM59 217V216H58ZM65 217V216H63ZM92 217V216H91ZM238 217V216H237ZM247 217V216H246ZM60 218V217H59ZM48 219V220H47ZM62 219V218H61ZM69 219V217L67 218ZM96 219V218H95ZM106 219V218H105ZM56 220V219H55ZM98 220V219H97ZM242 220V219H241ZM259 220V221H258ZM100 221V220H99ZM134 221V220H133ZM243 222V221H242ZM246 222V223H247ZM98 223V222H97ZM130 223V222H129ZM55 224V223H54ZM103 224V223H102ZM105 224V223H104ZM170 224V223H168ZM245 225V224H244ZM45 226H49L53 232V234L51 236V238L46 239L43 237V235L46 234V227ZM129 226V225H128ZM127 226V227H128ZM165 226V225H164ZM101 227V226H100ZM103 227V226H102ZM108 227V226H106ZM111 227V226H110ZM261 227L263 229H261ZM116 228V226H115ZM130 228V227H129ZM128 228V229H129ZM172 228V227H171ZM244 228V227H243ZM92 229L94 230L91 231ZM111 229V228H110ZM133 229V228H132ZM145 229V228H144ZM143 229V230H144ZM107 230V229H106ZM48 231V230H47ZM113 231V230H112ZM115 231V230H114ZM122 231V230H121ZM128 231V230H127ZM131 231V230H129ZM140 231V230H139ZM138 231V233H139ZM145 231V230H144ZM170 231V230H169ZM255 231V233H254ZM92 232V233H91ZM124 232V231H123ZM134 232L136 233V235L138 236L137 240H139L138 242L135 241V237H133ZM149 232V230L147 231ZM183 232V231H182ZM185 233L187 231H184ZM242 232V233H241ZM105 233V232H104ZM120 233V232H119ZM129 233V234H131ZM92 234V235H91ZM121 234V233H120ZM257 234V235H256ZM114 235V234H113ZM112 235V236H113ZM127 235V234H126ZM149 235V234H148ZM256 235V236H255ZM49 236V235H48ZM46 236V237H48ZM123 236V234L121 235ZM132 236V237H131ZM135 236V235H134ZM136 236V237H137ZM150 236V235H149ZM229 236V235H228ZM258 237V240H256V238ZM126 237V236H125ZM151 237V236H150ZM212 235L209 236L208 239H211ZM120 238V237H118ZM187 238V237H186ZM227 238V239H228ZM255 238V239H254ZM115 239V238H114ZM207 239V240H208ZM246 239V238H245ZM260 239V240H259ZM256 240V241H255ZM118 241V240H117ZM123 241V240H122ZM231 241V240H230ZM235 241V240H234ZM149 242V243H148ZM187 243V242H186ZM206 243V242H205ZM225 243V242H224ZM227 243V242H226ZM240 243V242H239ZM238 243V244H239ZM245 243V242H244ZM252 243V244H253ZM121 244V243H120ZM181 242H176L173 243L174 245H180ZM204 244V243H203ZM237 244V245H238ZM56 245L61 249L60 251H62L61 255L59 253V255H57V258H53L51 257V259L49 258L50 253H52V251L55 250ZM127 245V243H126ZM126 245H124L126 247ZM128 246V245H127ZM133 246V247H134ZM153 246V244L151 245ZM183 246V245H182ZM241 246V245H240ZM134 247V248H135ZM255 247V248H256ZM132 248V247H131ZM248 248V247H247ZM246 248V249H247ZM124 249V248H123ZM127 249V248H125ZM163 249V248H162ZM237 249V248H236ZM235 249V250H236ZM250 249V248H249ZM102 250V251H103ZM121 250V249H120ZM128 250V249H127ZM124 250V251H127ZM133 250V249H132ZM148 250V251H149ZM168 250V249H167ZM130 251V250H129ZM166 252V250H164ZM250 251V250H249ZM253 251V249H252ZM101 252V251H100ZM120 252V253H119ZM135 252V251H134ZM181 252V251H180ZM102 253V252H101ZM124 253V252H123ZM161 253V252H159ZM169 253V251H168ZM177 253V251H176ZM234 253V252H233ZM242 253V252H241ZM127 254V253H126ZM146 254V253H145ZM125 255V254H124ZM134 255V254H133ZM56 256V255H55ZM141 256V255H140ZM139 256V257H140ZM158 256V255H157ZM264 256V255H263ZM127 258V257H126ZM135 258V256H134ZM124 259V258H123ZM137 259V258H136ZM159 259V258H158ZM104 260V259H103ZM138 260V259H137ZM263 260V259H262ZM107 261V260H106ZM105 261V262H106ZM110 262V260H109ZM112 262V263H113ZM121 262V261H120ZM167 262V261H166ZM264 263V262H263ZM90 264V263H89ZM100 264V263H99ZM102 264V263H101ZM106 264V263H105ZM114 264V263H113ZM120 264V263H119ZM131 264V263H130ZM136 264V263H135ZM168 264V263H167Z\"/></svg>", "mask_w": 264, "mask_h": 264}]
</instances>
